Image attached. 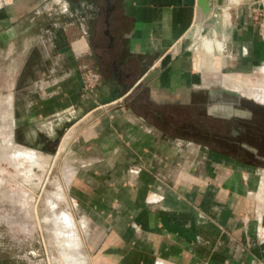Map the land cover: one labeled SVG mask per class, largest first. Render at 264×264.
I'll return each mask as SVG.
<instances>
[{
	"label": "crops",
	"instance_id": "obj_1",
	"mask_svg": "<svg viewBox=\"0 0 264 264\" xmlns=\"http://www.w3.org/2000/svg\"><path fill=\"white\" fill-rule=\"evenodd\" d=\"M51 3L61 5L47 13L51 27L34 34L45 19L39 1L0 0L1 83L21 138L53 140L71 117L79 123L132 92L186 101L212 84L213 69L264 79V23L244 0H209L208 17L182 0ZM199 32L229 55L199 63L188 48ZM81 134L85 168L72 192L94 264H264V167L183 145L134 108L107 110Z\"/></svg>",
	"mask_w": 264,
	"mask_h": 264
},
{
	"label": "rangeland",
	"instance_id": "obj_2",
	"mask_svg": "<svg viewBox=\"0 0 264 264\" xmlns=\"http://www.w3.org/2000/svg\"><path fill=\"white\" fill-rule=\"evenodd\" d=\"M254 1L252 3H246L250 5L252 20L254 22L263 24L264 16H259L258 19H254L253 17L254 15L257 16L260 10H264V5L258 6V3H254ZM41 6V13L44 15L43 17H45V19L43 18V20H39L37 24H35L34 28L32 27L33 29L31 31L34 34H36L38 30L40 32L43 29L50 28L52 20L50 19V16H47V13L58 11V8H61V5H55L50 3L49 1H45V3H43ZM39 23L40 26H38ZM50 30L52 31V29ZM204 35L205 34L203 33V38L211 37L210 35ZM213 40H217L218 42L223 43V41L218 38H213ZM194 42L196 43V46L199 47L200 41L198 40L191 41V43H189V46ZM197 49L198 50L190 49V51L192 56L198 59V57L200 56H198L199 48ZM227 51L228 48L225 46V43H223V51L219 54L224 56L228 55ZM8 63L9 62H6L3 57L0 59V102H2V99L4 97H6V91L3 85L4 83H1V81H3L4 79V73L9 69L6 68V66H8ZM94 72L95 71L92 69L93 74H95ZM209 73L206 74V81H211L212 73ZM220 73H225L224 75L233 74L222 69ZM220 73L217 74L220 75ZM237 76V79H240L241 82L244 81V83H246V87L250 86L252 88L253 86L255 88V83H257L258 81V79L256 78L259 77L258 75L251 76L245 74ZM216 81V79L214 81L212 80V84L210 86V83L203 84L204 86L201 85V87L198 89V91L201 92L203 91V89L207 90L211 87H215L222 93V97H225L223 102L210 104L207 109L208 113L221 117L233 114L239 117H244V115L246 114L245 111L233 108V98L243 97L251 99L253 101L256 100L249 97L247 93L245 94L244 92H240L238 90H235V92L233 91L234 89H228V87L221 83V81H219L221 84ZM94 87L95 85L93 86V88ZM139 87L142 89L144 87V84L141 83ZM255 91L259 92L256 93ZM252 92L253 91L251 90V93ZM261 92L262 89H259V87H257V89H255L253 93L257 95H259L260 93L261 95ZM134 99V92H132L126 98L120 101H116L115 103L104 108L96 110L87 118L79 121V123H76L78 122V119L76 117H71L69 121L66 122V124L61 126V128L55 132V138L53 140H50L45 136L42 137V134L40 133L38 134V137L31 135L26 136V138H21L20 133L18 135L17 133L12 132V138L16 144L25 146L28 148V150L38 151L37 154H39L40 157L37 160L32 158L36 162L38 161V163H36L39 165L38 166L33 163L34 161H32L30 157L13 156V162L11 157L10 159L8 158V156H6L7 154H0V167L1 158L3 155L4 157H7V159L5 158L6 160L10 159L11 162H13L10 163L9 160V164H12V167L8 165L9 167L7 168V170L3 173H0V186L3 184L0 187V264H94L91 258V246L88 242L90 229L87 224V219L84 216V212L79 210V202L77 201V198L74 197V194L72 192L73 188L75 187L76 177L85 168V166L83 164H80L78 161V152L80 153L82 146L86 144V142L83 141L81 132L84 128L88 127V125L96 122L100 115L105 114L107 110L110 111L112 109L119 108L132 110V108H134L135 106ZM256 102L259 103L258 101ZM3 110L4 108L1 105L0 125L2 123H8L9 125V117L3 116ZM75 123L76 125L73 126ZM72 126L73 128L70 129ZM67 133L69 134V139L66 148L59 154L58 148L60 146V141H62L63 137L67 135ZM102 133L106 135L105 130ZM182 142L183 145L191 144L188 141ZM204 151L205 154H207L210 152V149L205 147ZM221 157L241 162L237 158H230L223 155ZM20 159L22 160V165L18 166L17 163ZM39 161H43V163H40ZM2 166H4V164H2ZM28 168L29 175L27 174ZM257 168H261V166H257ZM11 169H13L15 173L11 172ZM38 169H40L41 171ZM260 170L263 171V169ZM11 173L15 175L12 174V176H10ZM3 174L4 176H2ZM16 175L18 176V178ZM13 177L14 179H10ZM262 180H264V176H262ZM64 195L66 196L67 200L65 199ZM66 202L68 203L66 204ZM68 208L70 209L72 216L77 223V226H70L68 228L67 226L61 227L62 232L60 233L59 240H56L54 234L55 225L53 224V222H51L50 218H58L59 220L66 219L65 214H68ZM82 221H85V228H83ZM80 225L82 226L80 227ZM74 234L76 236L75 238ZM80 239L83 243L82 249L77 246ZM56 241L60 242L62 245L64 244V248H60ZM82 252H85V255H82Z\"/></svg>",
	"mask_w": 264,
	"mask_h": 264
},
{
	"label": "flooded vegetation",
	"instance_id": "obj_3",
	"mask_svg": "<svg viewBox=\"0 0 264 264\" xmlns=\"http://www.w3.org/2000/svg\"><path fill=\"white\" fill-rule=\"evenodd\" d=\"M38 1L41 13V5L53 0ZM224 98L215 87L197 94L190 93L186 101L156 99L142 90L134 99V109L164 129L170 137L207 147L218 156L264 167V105L236 97L233 98V108L245 111L244 117L208 113L210 104L223 102Z\"/></svg>",
	"mask_w": 264,
	"mask_h": 264
},
{
	"label": "bare ground",
	"instance_id": "obj_4",
	"mask_svg": "<svg viewBox=\"0 0 264 264\" xmlns=\"http://www.w3.org/2000/svg\"><path fill=\"white\" fill-rule=\"evenodd\" d=\"M236 0H231V2H235ZM200 33V32H199ZM198 33V34H199ZM212 33V32H211ZM202 35V34H201ZM204 36H206V34L204 35ZM212 36H213V34L211 35V37L210 38H203L202 40H201V42H200V44H199V56H200V59H201V61H199V63L201 62V64H203L204 62L205 63H209L210 62V59L213 57V55H214V53H217V54H219V53H222V51H223V43H221V42H218L217 40H213V38H212ZM215 38V37H214ZM198 50V49H197ZM229 55V54H228ZM210 64H211V62H210ZM200 65V64H199ZM203 68H205V67H203ZM221 71V70H220ZM220 71L219 70H212V72H210V73H213V74H215L216 76H215V79L217 80L216 82H219V81H221V83H223L224 85H226L227 87H228V89L229 88H231L233 91H240V92H244L245 94L247 93V95L249 96V97H251V98H253V99H255L256 101H258L259 103H261L262 105L264 104V79L261 81L260 80V82L258 83H255L256 85H255V88H254V86H253V88L252 87H250V86H248V87H246V83H244V81H240V79H237L236 77L237 76H234L233 74L232 75H224L225 73H220ZM204 73H206V72H204ZM209 73V72H208ZM209 73V74H210ZM217 73H220V75L219 74H217ZM212 74V75H213ZM211 75V76H212ZM264 75V74H263ZM220 83V82H219ZM220 83V84H221ZM248 85V84H247ZM259 87V89H262V92H261V95H260V93H259V95H257V94H254L253 92H254V90L255 89H257V87ZM252 88V89H250V88ZM254 89V90H253ZM251 90L253 91L252 93H251ZM235 91V92H236ZM256 92V91H255ZM259 92V91H258ZM258 92H256V93H258ZM239 93V92H238ZM242 94V93H241ZM242 96V95H241ZM248 97V98H249ZM3 106V108H4V115L3 116H7L9 113L7 112V109H9V107H10V96L8 95V96H6V97H4L3 99H2V102H0V106ZM2 115V114H1ZM1 118V117H0ZM13 125V124H12ZM70 133V132H69ZM72 134V133H71ZM64 136V135H63ZM72 136V135H71ZM68 139H69V134L67 133V135H65L64 137H63V139H62V141H60V146H59V148H58V152H59V154L66 148V145H67V142H68ZM37 152L38 151H33V150H28V148L27 147H25V146H22V145H19V144H16L14 141H13V138H12V126L11 125H8V123L7 124H1L0 125V154L1 153H3V154H7L6 156H8V158H12V160H13V162H14V158H13V156H19V157H30L31 159L32 158H34V159H39V157H40V155L39 154H37ZM56 153H57V151H56ZM2 154V155H3ZM57 155V154H56ZM54 156V155H53ZM1 157V156H0ZM4 155L2 156V158H1V167H0V173H3L4 171H6L7 170V168L9 167L8 165H10L9 164V160L11 159H8V160H6L7 159V157H4ZM6 158V159H5ZM54 158V157H53ZM30 159V160H31ZM34 159H32V161H34L33 163H35V165H38V164H36V163H38V161L36 162ZM27 160H28V158H27ZM31 161V162H32ZM13 162H11V160H10V163H13ZM30 162V163H31ZM40 163H43V161L41 162V161H39ZM48 162V161H47ZM2 164H4V166H2ZM45 164V163H44ZM17 165L19 166V165H22V160L20 159L19 160V162L17 163ZM11 167H12V164L10 165ZM32 166V165H31ZM39 166V165H38ZM45 167H46V165H45ZM15 168V167H14ZM12 171L11 172H13V173H15V171L13 170V169H11ZM16 170V169H15ZM28 170V172H27V174L29 175V168L27 169ZM34 170V169H33ZM38 170H40V169H38ZM17 171V170H16ZM41 171V170H40ZM48 171H49V169H48ZM68 172H70V171H68ZM13 173H11V175L10 176H12V174ZM18 174V173H17ZM8 175V174H7ZM13 175H15V174H13ZM30 175H32V174H30ZM67 175V174H66ZM2 176H4V174L2 175ZM17 176V175H16ZM17 178H18V176H17ZM36 178V177H35ZM34 178V179H35ZM47 178V177H46ZM10 179H14V177L13 178H10ZM3 181V180H2ZM27 182V181H26ZM7 183V182H6ZM0 184H1V181H0ZM29 184H30V182H29ZM3 185V184H2ZM1 185V186H2ZM0 186V187H1ZM21 189V188H20ZM22 190V189H21ZM59 191H61V190H59ZM63 191V190H62ZM14 193V192H13ZM56 193V192H55ZM58 193V192H57ZM62 193V192H61ZM63 194V193H62ZM64 197H65V199L67 200V198H66V196L64 195ZM58 199V198H57ZM68 202H66V204H67ZM71 205V204H70ZM30 206V205H29ZM70 208V207H69ZM68 208V209H69ZM63 211H65V210H63ZM62 211V212H63ZM68 211V210H67ZM62 214V213H61ZM60 215V214H59ZM65 216H66V219H63V220H59L58 218H50V220H51V222H53V224L55 225V230H54V234H55V239L57 240H59V237H60V233L62 232V230H61V227H66L67 226V228L68 227H70V226H72V227H74L75 225L77 226V223H76V221H75V219L73 218V216H72V213H71V211H70V209H69V212H68V214L66 213L65 214ZM59 217V216H58ZM64 217V216H63ZM43 218V217H42ZM82 225H83V228H85V222L84 221H82ZM82 225H80V227L82 226ZM77 228V227H76ZM72 229V228H71ZM71 229H70V231H71ZM66 230V229H65ZM73 230V229H72ZM64 233V232H63ZM67 233H68V231H67ZM71 233V232H70ZM72 234V233H71ZM70 234V235H71ZM62 236V235H61ZM66 237V236H65ZM76 236H75V234H74V238H75ZM79 239V238H78ZM83 239V238H82ZM66 240V239H65ZM72 240V239H71ZM57 242V241H56ZM75 242V241H74ZM58 243V246L60 247V248H64L63 246H64V244L62 245L60 242H57ZM75 245H77V244H75ZM80 249H82L83 247V243H82V241H81V239H80V241H79V244L77 245ZM73 248V247H72ZM76 251H77V249H76ZM83 254L82 255H85V252H82ZM88 259V258H87ZM39 264V263H38ZM57 264V263H56Z\"/></svg>",
	"mask_w": 264,
	"mask_h": 264
},
{
	"label": "built area",
	"instance_id": "obj_5",
	"mask_svg": "<svg viewBox=\"0 0 264 264\" xmlns=\"http://www.w3.org/2000/svg\"><path fill=\"white\" fill-rule=\"evenodd\" d=\"M258 3V6H263L264 5V0H256V1H254V3ZM264 9V8H263ZM252 14V13H251ZM262 17V16H264V10H260L259 12H258V14H257V16L256 15H254V19H258V17ZM203 39V34L201 35V33H199L198 35H197V38H196V40H198V41H200L201 42V40ZM189 50L190 49H193V50H197V48H199L198 46H196V43L194 42L193 44H191L189 47ZM85 76H86V82L84 83L85 84V87L87 88V89H91V88H93V86H94V81H95V76L94 75H92V74H90L89 72H87L86 71V73H85ZM93 81V82H92Z\"/></svg>",
	"mask_w": 264,
	"mask_h": 264
},
{
	"label": "water",
	"instance_id": "obj_6",
	"mask_svg": "<svg viewBox=\"0 0 264 264\" xmlns=\"http://www.w3.org/2000/svg\"><path fill=\"white\" fill-rule=\"evenodd\" d=\"M254 0H244V3H252ZM184 6H195L204 17H208L211 11L209 0H182Z\"/></svg>",
	"mask_w": 264,
	"mask_h": 264
}]
</instances>
